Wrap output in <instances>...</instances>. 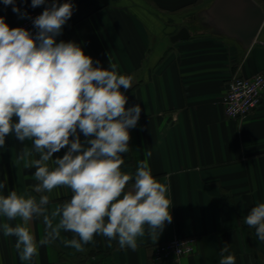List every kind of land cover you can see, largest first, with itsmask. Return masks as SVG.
Masks as SVG:
<instances>
[{
	"label": "crops",
	"instance_id": "obj_1",
	"mask_svg": "<svg viewBox=\"0 0 264 264\" xmlns=\"http://www.w3.org/2000/svg\"><path fill=\"white\" fill-rule=\"evenodd\" d=\"M264 7V0H256ZM211 0H79L72 16L55 39L75 42L94 61L109 68L119 65L120 74L132 77V87L121 91L126 108L141 107L139 121L129 129V152L123 154L122 171L133 173L137 163L152 152L148 162L154 177L169 186L172 222L166 223L155 242L146 234L135 250L96 235L82 252L65 246L74 233L61 231L60 238L39 247V255L21 261L16 238L0 229V264H219L221 248L230 245L235 264H264V242L244 219L251 208L264 203V100L244 119L226 117L222 96L233 75L264 70V23L254 43L244 49L234 40L196 29L189 16ZM21 12H32L31 0H15ZM0 0V17L10 28L19 27L20 16ZM190 24L187 39L171 41L180 27ZM99 61V65L95 62ZM15 122V118H14ZM82 144L95 138L77 130ZM75 137H70L74 139ZM69 146L54 153L62 158ZM22 153L25 159L20 160ZM32 142L6 136L0 147V195H48L50 213L71 198L68 188L36 193ZM50 166L51 162H49ZM131 187V182L129 184ZM15 226L0 216V225ZM29 228L37 241L45 234L43 217ZM196 235L194 254L178 261L152 262L153 247L174 236Z\"/></svg>",
	"mask_w": 264,
	"mask_h": 264
},
{
	"label": "clouds",
	"instance_id": "obj_2",
	"mask_svg": "<svg viewBox=\"0 0 264 264\" xmlns=\"http://www.w3.org/2000/svg\"><path fill=\"white\" fill-rule=\"evenodd\" d=\"M3 3L12 5L21 18L27 16L15 0ZM43 4L45 0H31L33 8ZM72 14L71 3L53 0L33 20L35 36L22 27L10 28L0 17V147L13 133L21 142L31 141L32 152L39 154L26 165L36 169L33 190L51 193L64 187L72 193L50 213L45 208L48 195L39 200L15 190L0 195V216L22 221L0 225L5 237L16 238L21 261L37 257L39 247L60 238L62 230L74 233L63 243L78 252L96 235L107 238L109 246L115 240L120 248L135 250L146 231L156 242L173 219L169 186L153 176L150 150L134 174L122 171L123 154L130 150L129 129L136 127L141 114L139 104L125 107L128 98L121 91L133 86L132 77L120 74L119 65L111 60L108 69L94 66L75 42H56ZM78 129L85 137H95L86 141L88 147ZM69 145L62 158L52 159ZM30 154L22 153L19 159ZM4 187L0 183V189ZM41 216L45 234L37 241L29 223ZM244 223L264 242V203L251 208ZM229 248L227 243L221 248L219 264H235L234 254L224 255Z\"/></svg>",
	"mask_w": 264,
	"mask_h": 264
},
{
	"label": "built area",
	"instance_id": "obj_3",
	"mask_svg": "<svg viewBox=\"0 0 264 264\" xmlns=\"http://www.w3.org/2000/svg\"><path fill=\"white\" fill-rule=\"evenodd\" d=\"M53 0H45V4L38 9L27 13V16L20 18L19 27L30 31L33 36L37 29L33 20L42 14L46 7H49ZM57 4L69 2L73 9L77 7L79 0H55ZM264 100V70L251 75H233L227 82L222 104L226 117L232 119H244ZM198 237L196 235L174 236L167 241L156 244L152 250V262L161 263L167 261H178L183 257L195 253Z\"/></svg>",
	"mask_w": 264,
	"mask_h": 264
},
{
	"label": "water",
	"instance_id": "obj_4",
	"mask_svg": "<svg viewBox=\"0 0 264 264\" xmlns=\"http://www.w3.org/2000/svg\"><path fill=\"white\" fill-rule=\"evenodd\" d=\"M206 7L189 16V23L206 34L234 40L249 49L264 23V7L256 0H211ZM186 24L172 37L175 42L187 39L192 30Z\"/></svg>",
	"mask_w": 264,
	"mask_h": 264
}]
</instances>
